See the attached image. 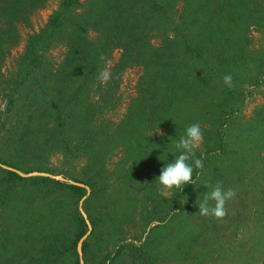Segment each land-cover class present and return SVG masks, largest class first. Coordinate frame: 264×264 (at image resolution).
I'll use <instances>...</instances> for the list:
<instances>
[{
  "label": "rangeland",
  "instance_id": "obj_1",
  "mask_svg": "<svg viewBox=\"0 0 264 264\" xmlns=\"http://www.w3.org/2000/svg\"><path fill=\"white\" fill-rule=\"evenodd\" d=\"M156 1L122 0L121 41L89 32L111 42L76 73L68 27L26 54L59 0L4 25L0 264H264V0ZM193 123L204 167L169 193L156 178ZM217 181L223 220L198 212Z\"/></svg>",
  "mask_w": 264,
  "mask_h": 264
},
{
  "label": "trees",
  "instance_id": "obj_2",
  "mask_svg": "<svg viewBox=\"0 0 264 264\" xmlns=\"http://www.w3.org/2000/svg\"><path fill=\"white\" fill-rule=\"evenodd\" d=\"M39 1L0 0V15L4 19V21L0 20V47L7 32L4 25L10 26L13 20L17 21L19 19L17 17L24 10L38 5ZM147 1L148 4L152 1L151 7L156 8V0ZM130 3L129 7L133 9V1H130ZM125 7L122 6V0H86L84 3L79 2V0H59L58 7L51 13L44 27L28 40L26 54L32 61H36L39 58L38 52L47 48L50 43L49 40L55 34H63L65 28L68 27L71 32L68 35L70 42L67 45L66 60L73 63V73L79 72L81 65L86 62V57L89 58L90 52L98 58L104 54L105 48L111 42L110 39L100 38L99 43L92 49L90 46L91 40L86 37L89 32L94 31L97 34L108 32L111 37H114V41H121V38L115 35L121 33ZM178 42L185 52L192 50L190 41L187 40L186 36L180 35ZM99 60L100 58L97 62ZM97 68L98 66L95 69ZM91 70L92 68L89 69V71ZM8 173L16 176L12 171H8ZM59 183L62 184V182ZM66 185L76 191L82 189L77 185Z\"/></svg>",
  "mask_w": 264,
  "mask_h": 264
},
{
  "label": "clouds",
  "instance_id": "obj_3",
  "mask_svg": "<svg viewBox=\"0 0 264 264\" xmlns=\"http://www.w3.org/2000/svg\"><path fill=\"white\" fill-rule=\"evenodd\" d=\"M104 60V56L100 57ZM112 79L110 67L102 69L98 75L99 83L106 85ZM225 85L232 86V76L226 74L223 77ZM160 130L158 129V133ZM203 142V132L198 123H193L186 127L185 134L178 141H174L175 148L180 154L175 156L174 160L165 164L156 180L167 192L172 189L182 190L186 184H194L193 171L195 169H203L204 164L200 158H196L195 150L200 147ZM192 160L190 164L189 161ZM194 166V167H193ZM210 187V191L205 193L203 199L199 201L198 212L201 216L214 217L217 220H223L227 215L225 204L227 201L235 197V190L232 188L224 189L222 182L217 181L214 185H205ZM214 202V203H210Z\"/></svg>",
  "mask_w": 264,
  "mask_h": 264
}]
</instances>
